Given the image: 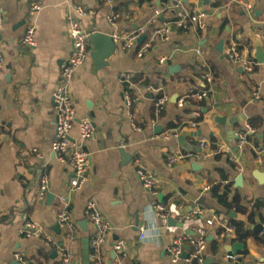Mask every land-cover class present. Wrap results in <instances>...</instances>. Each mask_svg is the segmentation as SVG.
I'll use <instances>...</instances> for the list:
<instances>
[{"label":"crops","instance_id":"1","mask_svg":"<svg viewBox=\"0 0 264 264\" xmlns=\"http://www.w3.org/2000/svg\"><path fill=\"white\" fill-rule=\"evenodd\" d=\"M34 3L41 8L32 13ZM178 3L190 14L203 13L205 26H173ZM247 3L252 4L251 10ZM77 5L84 9L79 21L87 33L111 35L140 29L145 38L126 50L114 43L107 65L97 71H93L89 43L88 57L75 71L70 92L76 119L70 137L77 136L81 119L91 121L94 131L83 146L89 157L87 179L79 190L70 191L71 167L57 159L50 144L56 119L52 93L60 67L72 52L67 15ZM0 9L4 57L0 68V264H17L15 253L22 256L19 264H59L64 249L72 254L70 264H81L80 239L95 231L84 214L89 199L110 226L98 264L113 259L110 243L117 240L126 246L120 264H172L166 253L171 239L186 236L184 246L189 249L195 226L205 225L213 216H221L227 225L231 220L241 222L248 235L240 241L233 231L220 238L218 224L205 226L203 261L209 257V264H264V178L259 182L253 176L254 170L264 174V63L252 57L253 39L260 41L264 51V0H224L223 5L212 0H0ZM111 13L117 15L114 24L108 20ZM28 23L35 28L33 48L20 42ZM164 24L171 25L167 38L156 37L138 57L140 45ZM232 42L248 50L256 63L251 71L226 57L225 49ZM207 72L210 82L203 78ZM123 73L131 74L130 82H121ZM202 91L206 95L199 97ZM256 91L260 99L254 98ZM162 94L168 100L157 112L155 101ZM125 96L132 99L128 109ZM215 117L227 123L220 124ZM192 121L195 127L189 126ZM246 125L255 133L239 148L234 133ZM200 138L207 140L203 147ZM224 146L239 155L240 170L222 151ZM175 151L205 157L168 164V156ZM135 158L153 174L157 200L176 225L155 215L151 197L136 173ZM239 174L241 185L236 186ZM41 176H46L48 192L54 194L51 207L46 196L44 200L37 196ZM216 183L229 184L227 200L236 195V206L217 202L211 188ZM206 184L210 189L203 188ZM62 200L69 202L74 239L56 222ZM195 208L200 210L196 216L191 215ZM28 221L40 224L56 245L23 235L21 229ZM82 221H86L85 231ZM256 224L263 226L260 232L254 230ZM55 225L58 232L53 230ZM141 230L144 239H139ZM234 243L242 244L236 254L230 251ZM177 264L197 263L182 259Z\"/></svg>","mask_w":264,"mask_h":264},{"label":"built area","instance_id":"2","mask_svg":"<svg viewBox=\"0 0 264 264\" xmlns=\"http://www.w3.org/2000/svg\"><path fill=\"white\" fill-rule=\"evenodd\" d=\"M108 3H112L113 0H103ZM217 2L218 5H223L224 0H212ZM246 7L251 10L252 4L247 3ZM41 5L34 3L30 10L31 12H36L40 10ZM175 18L172 22V25L177 28H186L190 23L195 24L199 28H203L205 23L203 21V13L190 14L189 12L182 9L178 4H175ZM158 13V10L156 11ZM84 9L83 7L77 5L72 8V10L67 15L69 33L72 40V52L70 57L62 63L57 85L52 93V101L55 110V127L54 134L51 140V150L56 155L57 159L61 161H68L71 167V174L69 179V189L70 191L79 190L84 182L87 179L88 174V153L84 150V142L89 138L94 131V126L91 121L87 119H81L78 122V134L75 138L70 137V130L73 123L75 122V109L73 106V100L70 92V84L75 74V71L80 67L88 57L89 52V40L88 33L85 32L80 25L79 18L83 16ZM117 15L111 13L108 16L109 22L111 24L115 23ZM2 28V18H1V9H0V30ZM171 25L164 24L160 29L154 31L144 43L140 45L137 50V56L141 57L150 47L152 41L159 37V39H166L170 32ZM140 29L131 30L129 32H114L111 34V38L114 43H116L122 50L131 48L141 35ZM20 42L23 46L33 48L36 45L35 40V28L34 25L28 23L25 26L23 35L20 39ZM199 52V51H197ZM225 55L231 62L239 63L242 68L246 71H251L253 66L256 64L253 59L248 55V50L246 48L239 47L236 43H230L225 49ZM160 62L164 61V58L159 59ZM4 62L3 54L0 50V68ZM203 78L207 81H211V75L209 72L203 74ZM131 74L123 73L120 76L121 82H130ZM205 91H202L198 94L199 97L205 96ZM254 98L260 99V94L258 91L254 93ZM168 100L167 95L162 94L155 101V109L157 112H160L163 108L164 103ZM132 99L129 96H125V106L130 108ZM183 103L182 98L178 100V105L181 106ZM197 123L192 121L189 123L190 127H195ZM133 127L136 130L140 128L133 124ZM255 133L254 128L249 125L245 126L243 131H237L234 133V136L237 139V146L239 148L245 146L248 143V136ZM207 144L205 138L199 139V145L201 147ZM222 151L229 154V158L233 161L237 169H241L240 166V157L237 154H234L229 147L224 146ZM262 151H264V144L262 146ZM219 151H217L218 153ZM205 154L195 153V152H186V151H175L171 153L168 158V164L183 162L186 160H198L203 159ZM136 173L143 185L147 190L148 194L151 197V206L155 211V215L158 218H166L169 213L166 212L165 207L157 200L158 199V190L156 185V180L151 172H149L139 158H135ZM239 167V168H238ZM204 189H210V185L206 184L203 186ZM48 192V182L46 176H41L39 180V187L37 196L38 199L44 200L46 193ZM69 202L62 200L58 206L56 212V222L59 227L70 231V239H74L75 236L71 233L73 230V220L68 208ZM200 210L195 208L192 211L191 215H198ZM84 214L88 222H90L94 227L95 231L89 237V252L90 260L98 264L101 259V250L103 244L109 234L110 226L108 220L103 217L100 213L94 200H87L84 208ZM189 217V216H187ZM221 216H213L204 221V224L198 223L194 230L195 236L190 238V247L188 249L185 261L189 263L201 264L204 257V250L207 243V229L205 226L212 227L218 224L221 228L219 232V237L223 238L227 233H232L234 231L233 226L223 224ZM21 233L27 237H37L43 238L48 243L56 245L54 238L47 234L44 228L35 222H26L25 226L21 229ZM144 231L139 232V239H144ZM186 241V236L179 235L171 239L170 243L166 247V253L169 257V260L172 264H177L182 260L181 256L184 251V243ZM112 250L115 254V257L108 264H120V259L126 255V246L122 240H117L112 246ZM229 259H235V256L228 255ZM14 258L20 262L22 261V256L20 253H15ZM72 254L65 250L62 252V256L59 264H70Z\"/></svg>","mask_w":264,"mask_h":264},{"label":"water","instance_id":"3","mask_svg":"<svg viewBox=\"0 0 264 264\" xmlns=\"http://www.w3.org/2000/svg\"><path fill=\"white\" fill-rule=\"evenodd\" d=\"M145 38V34L141 35L138 38V41L141 42L143 39ZM88 40L89 43L91 45V50H90V57L92 59L93 62V71H97L99 70L101 67L107 65V61L108 59L111 57V55L114 53L115 51V44L111 38V35L106 34L104 32H100V31H93L88 33ZM222 40L218 43L217 48L220 49L221 45H222ZM253 52H252V57L253 59L257 62V63H264V51L262 49L261 43L258 40L253 39ZM175 100V99H174ZM89 107H91L89 105ZM90 115L92 116L93 113L91 112ZM215 119L220 123V124H226L227 122H225V118H218L215 117ZM120 152H123V150H119ZM125 157V156H124ZM253 176L259 181V182H263V178H264V174L263 172H259L258 170H254L253 171ZM241 179H242V175L239 174L237 176V178L235 179V185L239 186L241 185ZM158 198H159V194H158ZM53 199H54V194L47 192L46 193V205L48 207H51L52 203H53ZM233 215V212H229V216ZM167 223L168 225H176V222L173 218H171L170 216L167 217ZM140 224V223H139ZM86 225V221H82V223L80 224V227L82 228L83 231L86 230L85 228ZM178 226H182L181 223L177 224ZM263 229V226L261 224H256L254 226V230L256 232H260ZM53 230L55 232H58V226L55 225L53 227ZM212 237L210 236L208 239H211ZM116 237L113 236V240H115ZM110 246H113V243H110ZM80 260H81V264H90V252H89V238L87 235L83 236L80 239ZM187 250H188V246L185 245L184 246V251L182 253L181 258L185 259L186 255H187ZM242 250V244L241 243H234L232 244L230 251L233 254H236L237 251ZM55 252H52V255H54ZM115 254L113 252V250H111V258H114ZM264 259H262L263 262ZM17 264H19L18 262H16ZM210 263V258L207 257L204 261L203 264H209ZM251 264V263H248Z\"/></svg>","mask_w":264,"mask_h":264},{"label":"trees","instance_id":"4","mask_svg":"<svg viewBox=\"0 0 264 264\" xmlns=\"http://www.w3.org/2000/svg\"><path fill=\"white\" fill-rule=\"evenodd\" d=\"M249 137V136H248ZM213 194L217 199V202H219L221 205L232 208L233 206H236L237 203V196L234 195L230 201L227 200L228 192H229V184L220 185V183H216L212 185ZM231 226L234 228L235 238L237 240L243 241L245 237L248 235V231H246L243 227V224L239 221L231 220L230 221ZM217 233L221 231V228H218ZM245 251L242 254V257L244 256ZM237 264V262H236Z\"/></svg>","mask_w":264,"mask_h":264}]
</instances>
